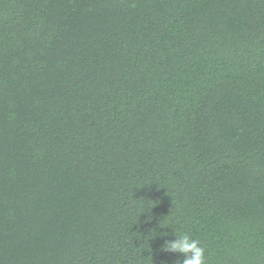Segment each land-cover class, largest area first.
<instances>
[{
    "label": "trees",
    "instance_id": "1",
    "mask_svg": "<svg viewBox=\"0 0 264 264\" xmlns=\"http://www.w3.org/2000/svg\"><path fill=\"white\" fill-rule=\"evenodd\" d=\"M173 231L264 264V0H0V264H179Z\"/></svg>",
    "mask_w": 264,
    "mask_h": 264
},
{
    "label": "clouds",
    "instance_id": "2",
    "mask_svg": "<svg viewBox=\"0 0 264 264\" xmlns=\"http://www.w3.org/2000/svg\"><path fill=\"white\" fill-rule=\"evenodd\" d=\"M172 235L174 238L165 239L160 245V250L180 253L182 259L179 264H206L205 249L200 246L198 240L192 238L187 233L179 234L173 231Z\"/></svg>",
    "mask_w": 264,
    "mask_h": 264
}]
</instances>
